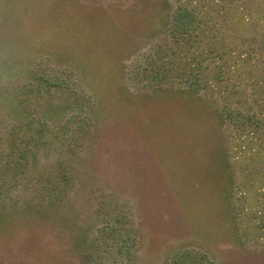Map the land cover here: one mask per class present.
Returning <instances> with one entry per match:
<instances>
[{
  "label": "rangeland",
  "instance_id": "1",
  "mask_svg": "<svg viewBox=\"0 0 264 264\" xmlns=\"http://www.w3.org/2000/svg\"><path fill=\"white\" fill-rule=\"evenodd\" d=\"M221 1L230 14L218 37L243 38L253 65L230 101L206 92L248 116L264 76V0ZM159 2L0 0V93L16 100L0 104V213L28 205L0 225V264H164L179 249L214 264H264L253 182L264 157L233 159L235 130L195 98L151 97L154 85L187 86L180 60L164 78L152 70L170 41L154 15ZM188 108L203 145L182 123ZM260 124L252 131L264 137ZM14 143L23 166L13 171L2 159ZM227 158L229 192L217 162L227 172Z\"/></svg>",
  "mask_w": 264,
  "mask_h": 264
},
{
  "label": "trees",
  "instance_id": "2",
  "mask_svg": "<svg viewBox=\"0 0 264 264\" xmlns=\"http://www.w3.org/2000/svg\"><path fill=\"white\" fill-rule=\"evenodd\" d=\"M197 6L204 7L207 14L201 15L198 12H194ZM156 8H159L156 10ZM156 10L154 15L157 16L159 21V32L166 31L169 33V39L167 44L162 46V50L159 51L160 57L153 58L151 64L153 69L157 67L155 74L165 77V71L171 75L174 70V66L179 60L182 61L179 71L177 73L180 80L187 84L186 87H180L174 89L173 86H160L154 85L151 92V97L162 96L167 98H195V100L202 104L206 109L210 110L211 117L216 120L217 124L221 127L232 126L235 130V136H233L234 151L233 159L240 161V158L247 156L256 158L264 157V137L257 134L255 130L258 124L264 126V101L260 98V92L264 93V76L261 80L254 81L255 87L252 90V94L258 95L255 97L252 103V114L245 116L242 112L241 103H237L233 108L230 102L224 103L223 108L217 106V100L210 98V95L206 90L212 93H225L227 92V100L230 94H234L233 89L238 85L245 83L250 71L247 65H253L250 61L251 51H246L240 42L234 40V36L227 32V39L220 36L218 30L220 26L223 28L222 21L229 18V11L227 14L223 10L221 0H176L174 3L172 0H160L158 7L154 6ZM215 10L214 17H209L207 10ZM243 8L238 9L237 17L238 21L243 24H247L249 21V15L242 13ZM224 18V19H223ZM260 20V18H259ZM228 23V21H227ZM229 23L227 29H229ZM168 35V34H167ZM192 48L190 51L189 49ZM189 52V53H188ZM188 53V54H186ZM169 60V61H168ZM171 61V63H170ZM160 63V64H159ZM164 66V69H163ZM145 69L142 68L141 75L145 73ZM162 71V72H161ZM164 71V73H163ZM154 73V72H153ZM203 89V94H200V90ZM214 91V92H213ZM229 96V97H228ZM262 97V96H261ZM212 99V100H211ZM5 103L12 108L16 102L13 98L10 100L5 99L3 94L0 93V104ZM10 107V108H11ZM190 108L186 110L183 115V125L189 126V129L195 130V137L197 141H201L202 145L204 140L199 134L197 125L189 122L190 120ZM63 110L61 114H63ZM227 117V121H226ZM260 129V128H259ZM258 129V130H259ZM200 135V136H199ZM19 151V147L14 143L10 148L11 151L7 152V157L2 159L3 164L11 170H17L22 165V156L17 155L14 149ZM0 148V153H1ZM19 153V152H18ZM17 155V156H16ZM228 156V154H227ZM221 157V156H220ZM222 178L227 185V192L233 189V171L229 165L227 158V172L223 170L220 159L217 160ZM23 166V165H22ZM221 167V168H220ZM227 173V174H226ZM261 175V173H260ZM255 191L260 192L259 197L264 202V175L258 181L256 178L253 182ZM260 182V183H259ZM223 186V187H224ZM222 187V188H223ZM28 206V205H27ZM24 208L18 209L17 207H11L7 212L0 213V225L10 222L19 217H24L26 211ZM34 209V208H33ZM262 209L256 211V214H261ZM33 216L43 215L39 209H34ZM0 229H2L0 227ZM164 264H214L207 256L202 252L193 251L190 249H179L172 254L171 258L165 261Z\"/></svg>",
  "mask_w": 264,
  "mask_h": 264
}]
</instances>
